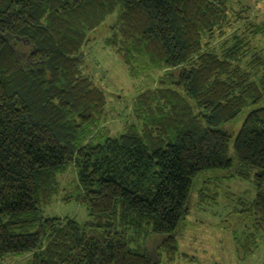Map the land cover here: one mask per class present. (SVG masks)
Wrapping results in <instances>:
<instances>
[{
    "label": "trees",
    "instance_id": "obj_1",
    "mask_svg": "<svg viewBox=\"0 0 264 264\" xmlns=\"http://www.w3.org/2000/svg\"><path fill=\"white\" fill-rule=\"evenodd\" d=\"M114 14L105 47L132 76L165 74L136 98L137 123L93 140L107 95L84 74L81 49ZM259 36L264 24L251 21L244 0H0V260L173 262L195 180L212 172L254 173L256 198L239 213L264 228ZM247 108L238 134L221 128ZM69 168L83 224L43 214ZM132 234L156 249L133 248Z\"/></svg>",
    "mask_w": 264,
    "mask_h": 264
},
{
    "label": "rangeland",
    "instance_id": "obj_2",
    "mask_svg": "<svg viewBox=\"0 0 264 264\" xmlns=\"http://www.w3.org/2000/svg\"><path fill=\"white\" fill-rule=\"evenodd\" d=\"M250 7L251 21L258 26L264 24V0H244ZM116 14L109 16L105 23L89 33L88 42L82 47L83 72L107 95V107L103 122L95 129L90 139L101 136H118L127 126L137 123L133 113L136 98L148 89L156 88L165 71L145 72L138 68L132 76L121 58L104 40L112 35ZM244 31V29H243ZM224 41L221 40L219 46ZM257 45L264 48V36H259ZM250 112L247 108L234 123L221 128L241 130ZM139 130H142L139 128ZM248 178L232 176V172L205 173L195 180L191 198L192 206L188 216L177 233L181 257L173 262L160 256L161 264H264V228H257L253 216L240 211L248 210L254 201L257 189L253 184V172ZM229 176H232L231 178ZM59 189L49 204L43 207L46 217L75 218L81 224L89 220L87 207L77 199V173L69 168L58 177ZM258 222V221H257ZM263 226V225H261ZM132 247L142 250L156 249L154 241L144 245V236L132 234ZM161 255V254H160ZM28 255H8L0 264H29Z\"/></svg>",
    "mask_w": 264,
    "mask_h": 264
}]
</instances>
